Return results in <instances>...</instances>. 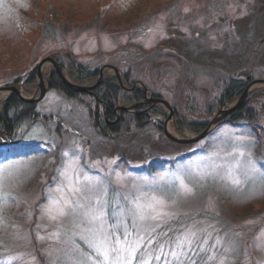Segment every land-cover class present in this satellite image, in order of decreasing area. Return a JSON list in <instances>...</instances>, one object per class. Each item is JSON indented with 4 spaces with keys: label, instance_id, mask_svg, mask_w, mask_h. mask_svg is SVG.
I'll list each match as a JSON object with an SVG mask.
<instances>
[{
    "label": "rangeland",
    "instance_id": "rangeland-1",
    "mask_svg": "<svg viewBox=\"0 0 264 264\" xmlns=\"http://www.w3.org/2000/svg\"><path fill=\"white\" fill-rule=\"evenodd\" d=\"M52 19L58 25L43 34L40 24ZM63 49L84 66L111 65L145 79L149 89L138 105L166 100L174 115L167 120L168 110L156 103L162 114L153 124L167 120L172 134L190 138L200 132L184 123H209L242 95L220 107L224 79H264V0H0V86L24 78L45 57L57 61ZM247 69L250 79L238 75ZM52 70L51 63L42 67L45 93L29 101L38 116L13 135L18 144L0 142L13 151L0 159V193L8 201L1 207L12 213L0 222L2 229L11 223L0 264H92L81 238L121 222L118 233L131 230L141 223L137 203L153 198L167 215L143 222L131 264H264V84L251 85L240 105L253 109L255 123L233 125L227 115L204 138L180 144L147 122L108 140L89 124L87 96L71 99L49 87ZM62 71L74 84L93 85L95 78L77 83ZM103 75L115 71L107 67ZM35 76L28 88L17 84L23 96H39ZM118 105L119 113L133 109L125 100ZM66 115L81 134L73 135ZM59 123L68 129L61 136ZM159 160L166 163L150 168Z\"/></svg>",
    "mask_w": 264,
    "mask_h": 264
},
{
    "label": "trees",
    "instance_id": "trees-1",
    "mask_svg": "<svg viewBox=\"0 0 264 264\" xmlns=\"http://www.w3.org/2000/svg\"><path fill=\"white\" fill-rule=\"evenodd\" d=\"M54 20L57 19L47 20L40 24L39 27L43 34L50 35L53 32V27L56 24ZM56 25H58V23ZM61 37V41L64 42L66 36L62 34ZM56 54H59L57 56V61L62 65V69L74 75L75 82L84 83L91 78H95L93 82V85L95 86L92 89L94 93L93 95L87 92H78L70 88L53 70L48 74L47 83L49 87L60 91L68 98L75 99L77 97L79 98L81 95L88 97V101H86L85 106L87 107L89 115V124L92 126L93 131L97 135H100V137H106L108 140L121 139L124 135L126 136L127 134L131 133V131L133 132L142 130L147 125V122L148 124L150 122L153 124L152 119L154 115L156 120L160 119V115H158V113L162 114V112H160L158 104L152 103H141L137 107H133V109L120 110V113H115V109L119 106L118 103L121 100L127 101L128 105L132 106L145 99L143 87L135 86L136 82H141L143 86L148 88L149 84L148 82H145V79L140 80L138 79V76H134L128 71H122L121 69H118V74L120 77H118L116 74L114 76L103 75L98 81L101 65L99 66L98 64L94 67L84 66L81 63H78L70 51L66 49H63L61 52ZM34 69L28 71L24 78L16 79L15 83L20 85L22 89L32 86V84H34L36 81L35 75L37 72V66L34 67ZM157 73H162V70H157ZM119 78L121 79L122 84L119 83ZM247 83V80L238 77L224 79L223 83L221 84L220 95L218 97L219 106L221 107L230 102L232 99L239 97L244 92ZM35 104V102L23 100L17 93H9L7 97L2 100L0 103V142H4L5 140L9 139L11 141L10 146H16L18 144L17 142L15 143V141H13V135H15L16 131L25 123L31 122L38 116V112L35 110ZM105 106H107L106 112H104ZM248 107L249 106L244 103L242 106L233 110L227 116L225 121L233 125L242 124L243 121H247L249 124L255 123L256 118L253 115V109ZM63 120H65V123L66 120L69 122L71 120L70 123L72 125L70 124V127L74 129L73 135L76 136L77 133H82V129L80 128L78 121H76L73 116L66 115V118H63ZM179 122L182 123L181 121ZM60 123L58 125V129L61 131L59 136H61V134H63L65 131L68 132V129H66ZM184 124H186L187 127H189L192 131L201 132L206 128L208 122L190 121ZM153 125H155V130L164 134L162 126L163 124L161 125L156 123ZM5 137L7 138L4 139ZM0 151V159L8 158L9 156L13 155V151H4L3 149H0ZM186 155L184 156L186 157ZM156 162H158L159 165H154L152 162L150 168H154L155 166L160 167V164L166 163L165 160H159ZM1 194L2 193H0V222L2 220L6 222L12 213L11 211L7 210V208L1 207L2 204H6L8 202L7 199ZM10 224L11 223H6L4 229H2L3 227H0V240H3L2 234L4 230L7 231V229L10 228ZM0 226H2V224H0ZM160 232H162V229L159 230V233ZM162 234L163 233H161V235ZM167 236V234L162 235L163 238H167ZM31 239L33 241L31 244L32 250H36L35 252L38 254L39 251L35 247V240H33V238ZM160 244L161 243L158 242L152 243L150 247L156 249L160 246ZM2 249L3 246L0 245V250ZM3 251H5V249ZM200 261L203 262L202 257H200Z\"/></svg>",
    "mask_w": 264,
    "mask_h": 264
},
{
    "label": "snow or ice",
    "instance_id": "snow-or-ice-1",
    "mask_svg": "<svg viewBox=\"0 0 264 264\" xmlns=\"http://www.w3.org/2000/svg\"><path fill=\"white\" fill-rule=\"evenodd\" d=\"M67 155V154H66ZM137 212L135 213L136 219L140 224H133L131 230L124 228L123 232L118 233V229L121 224H117L115 228L106 229L100 227L95 233L91 240L81 238L84 240L88 249L94 254L92 264H125L123 255L127 253L128 261L127 264H131L134 259V253L136 252L137 243L142 237V227L145 221H162L167 215L164 210L163 203L155 200L154 198L148 202L137 203ZM103 224L102 217H96ZM135 233V238H131L132 234ZM123 237L121 240L120 237ZM146 264V262H145Z\"/></svg>",
    "mask_w": 264,
    "mask_h": 264
},
{
    "label": "water",
    "instance_id": "water-1",
    "mask_svg": "<svg viewBox=\"0 0 264 264\" xmlns=\"http://www.w3.org/2000/svg\"><path fill=\"white\" fill-rule=\"evenodd\" d=\"M46 63H51L52 65H54L56 73L60 76V78L64 81V83L66 85H68L70 88H72L78 92H87V93H90L91 95L94 94L92 89L94 88L95 85L88 86V85H78V84L72 83L64 75L61 65L56 60H54L52 57H45L37 65L38 85L41 89V92L37 98H31V97L23 96L21 94L19 88L14 84L0 86V94L4 93V92H8V93L14 92V93H17L23 100H26V101L40 100L42 98L43 94L45 93V90H46L45 83H44V80L42 77V67ZM107 67L114 69L116 74L118 73L117 68H115L111 65L104 66V68L102 67V69L100 70L99 78L103 75V70ZM249 72H250V69L242 70L238 73V75L246 74L247 78L250 79L251 77H250ZM99 78H98V80H99ZM119 81L121 83V80H119ZM253 84H264V79H262V78L252 79L250 81V83L246 86L244 92L238 98V100H236L227 109L219 111V113L208 123V125L206 126V128L203 131H201L200 133H198V134H196L190 138L189 137L188 138L179 137V136L172 134L169 131L167 120L172 118V116L174 115V111L171 108L170 104L166 100L161 99V98H152L153 99L152 101L164 105V107L168 110V113H169L168 118L163 123V131H164V134L166 135V137L173 142H177L180 144H190V143L196 142V141L204 138L222 119H224L227 115H229L233 110L237 109L242 104L243 99L247 95L248 88H250V86ZM143 90L145 93L147 92V88L144 87ZM135 106H137V104L132 105V107H135Z\"/></svg>",
    "mask_w": 264,
    "mask_h": 264
},
{
    "label": "flooded vegetation",
    "instance_id": "flooded-vegetation-1",
    "mask_svg": "<svg viewBox=\"0 0 264 264\" xmlns=\"http://www.w3.org/2000/svg\"><path fill=\"white\" fill-rule=\"evenodd\" d=\"M156 104V103H153ZM119 108V106L115 109V113L118 114L119 112L117 111V109ZM105 110H107V106H105Z\"/></svg>",
    "mask_w": 264,
    "mask_h": 264
},
{
    "label": "bare ground",
    "instance_id": "bare-ground-1",
    "mask_svg": "<svg viewBox=\"0 0 264 264\" xmlns=\"http://www.w3.org/2000/svg\"><path fill=\"white\" fill-rule=\"evenodd\" d=\"M14 85H16V86H17V84H16V83H14ZM11 93H14V92H11Z\"/></svg>",
    "mask_w": 264,
    "mask_h": 264
}]
</instances>
